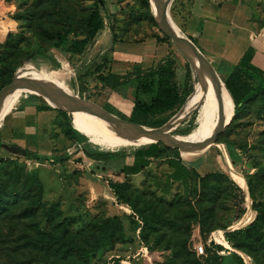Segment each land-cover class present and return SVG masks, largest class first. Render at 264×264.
Returning a JSON list of instances; mask_svg holds the SVG:
<instances>
[{
    "label": "rangeland",
    "instance_id": "1",
    "mask_svg": "<svg viewBox=\"0 0 264 264\" xmlns=\"http://www.w3.org/2000/svg\"><path fill=\"white\" fill-rule=\"evenodd\" d=\"M2 2L0 66L5 72L10 66H19L33 50L48 48L51 32L64 29L67 24L83 31L86 17L99 7L107 24L87 43L81 54L69 59L64 52L52 50L56 62L31 54L24 69L32 67L35 72L42 73L60 67V54L72 71L69 87L77 100L92 103L114 117L146 128L158 129L169 124L168 128H172L170 135L186 136L197 128L202 101L190 105L189 98L198 81V73L194 69L193 72L162 32L164 30L149 0H102L103 4L98 0ZM167 6L174 25L213 66L225 88L228 90L226 85L231 84L239 91L248 90L251 82L238 67L243 63L242 51L251 40H255L253 42L260 51L256 54L264 56V0H167ZM162 37H167L168 41H160ZM162 57L176 63L183 100L171 111L149 115L138 121L131 113L135 89L139 81L150 83L144 75ZM128 62H139L145 68L132 71L135 67ZM112 63L115 71L122 69L119 72L123 83L115 89L103 83L114 75ZM16 68L12 70L10 79L6 74L1 75L0 84L10 83ZM33 81L38 85H22L3 116L22 92L19 101L0 119V187L6 195L4 200H10L8 210L0 213V264H191L196 260L200 264H233L225 251L215 253L210 250L199 255L194 248L199 243L206 246L205 242L209 243L210 239L223 245L218 241L221 233L224 237L227 231L245 228L256 217L254 207L264 210L262 99L247 102L239 115L233 111L231 123L216 135L207 149L195 154L181 155L179 152L187 164L199 163L200 173L209 170L225 172L241 188L240 192L234 188L229 193V183L224 180L220 183L219 180L217 184L226 187L228 192L224 191L215 199H208V192L202 194L199 189L184 194L176 185H173L170 195H162L155 187V181L164 180L168 172L165 158L170 155L169 151L154 160L141 174L127 177L128 193L131 199L138 200L137 207L150 208L161 216L155 229L144 230L138 214L129 205L115 199L108 186V181L124 180L119 171L124 162L123 154L129 155L143 141L118 150H106L97 137L89 138L88 134L81 132L67 112L49 105L61 103L43 91H56L45 79ZM23 90L37 91V96L49 104ZM151 95L140 91L138 97L149 102ZM44 106L51 109H44ZM68 123L77 133L69 130ZM159 131H166V128ZM77 134L81 139L78 140ZM157 143L174 149L162 142ZM10 144L45 157L38 160L22 155L19 149L9 150L6 146ZM98 152H115L117 155L100 163V166L107 165L102 170L88 157V154ZM224 153L228 156L229 165L244 177L245 182L250 180L252 192L248 190L247 183L245 190L239 176L230 171ZM58 157L63 159L57 160ZM107 170L111 174L103 172ZM247 196L253 213L243 224L241 217L235 218L233 204L241 197L240 204L246 210ZM36 199L41 200L39 205H36ZM67 216L78 218L69 227L71 232L89 238L107 236L109 242L71 263L48 254L45 247L41 250L39 239L42 232L53 230L50 217L57 223ZM259 224L262 236L258 243L248 240L244 250L223 245L238 252L245 264H264L263 216L259 217ZM202 228L209 230L205 240ZM184 240L186 248L183 252ZM182 252L184 255L179 254Z\"/></svg>",
    "mask_w": 264,
    "mask_h": 264
},
{
    "label": "trees",
    "instance_id": "2",
    "mask_svg": "<svg viewBox=\"0 0 264 264\" xmlns=\"http://www.w3.org/2000/svg\"><path fill=\"white\" fill-rule=\"evenodd\" d=\"M84 25V30L81 32L77 31V29L71 24H67L64 29L51 32V42L49 43V47L35 49L27 56H31V54L42 55L43 58H46L52 62H56L51 50L64 52L69 59L75 55L81 54L86 48L87 43L93 40L104 26V17L101 8L95 7L92 11H90L85 19ZM160 41H168V38L162 37V40L160 39ZM242 62L243 63L238 67V70L246 79L251 82V87L246 91H239L231 84L226 85L234 102L235 115L241 114L247 102H251L257 98L264 101V56H258V54L254 52V48L249 46L243 54ZM15 67L18 66H10L9 70L5 72L4 68L0 66V76L6 74L7 78L10 79L12 70ZM102 69L103 67L101 70ZM144 76H146V79H150V83L142 84L144 81H139L135 89V99L131 110L132 115L138 121L141 118L149 115L161 114L171 111L182 102L183 95L180 91V86L176 76L175 62L171 61L170 59H165L150 69ZM8 83L9 82L1 83L0 89L6 86ZM103 83L104 85H109L111 89H114L123 82L121 76L112 75L110 80H103ZM81 90H84L83 86H81ZM140 91L146 94H152L149 102H144L140 97H138ZM44 109L51 108L44 106ZM58 112L61 115L65 114L61 111ZM67 126L69 130L77 133L70 123H68ZM77 138L78 140L81 139L78 134ZM1 143L2 141L0 140V146ZM11 146H14V148L17 150L19 149L22 155L28 157L38 160H41L45 157L27 149H23L15 144H12ZM166 151L170 152V155H167L165 158V163L167 164L170 171L165 174L164 180L155 181V187L161 192L162 195H170L172 193L173 185H176L177 188H181V191L184 194H191L192 192L199 189L200 193L202 194H207L208 192V199H215L224 191L228 192L226 187L222 188L217 184L219 180L220 183L222 180L229 183L231 188L229 193H231L234 188L238 192L241 191V188H239L233 182V180H231V178L225 174V172L221 170H209L204 173H199L197 170L189 167L183 161V159L180 157V154H183L182 152L179 154L177 149L167 148L160 143L148 144L146 147L137 151L135 155L140 157V163L138 165L130 166L128 170H126L125 174L131 175L139 173L150 164L152 159H158L162 157ZM114 154L116 153L98 152L90 153L88 154V157L95 160H105ZM64 155H66V153ZM49 159L54 161L52 157H49ZM56 159L62 160L63 158L58 157ZM124 171L125 170H123V172ZM127 180L128 179L126 176L123 181H108V186L112 190L115 199H117L119 202L129 205L133 209L134 213L138 214L139 220L141 221L144 230L155 229L157 223H159L161 219L160 214L155 211H151L150 208L137 207L138 200L131 199L130 193H128L130 185ZM246 183L248 185V190L252 192V184L250 180L248 179ZM4 197H6L5 192L0 187V213L2 214L8 210V206L10 204L9 198L4 200ZM239 199V201H234L233 204L236 219L240 218L246 211L245 208L240 204L242 198L240 197ZM35 203L36 205H39L41 200L36 199ZM254 211L256 212V217L245 228H238L225 232L224 239L232 248L244 250L247 248L246 242L248 240H252L253 243H258L260 241L262 232L259 224V217H264V210L254 207ZM53 220L55 219L50 217V221L53 223V230L43 231L41 234V239H39L41 250L45 247V250L48 254L51 253L52 256L60 257L62 260H65L69 263L82 259L87 254L97 251L100 247L109 242V238L107 236H95V238L93 236V238H89L88 236H80L77 233L71 232L69 227L78 220L76 217H62L60 221H57V223H54ZM201 233L204 240L208 238L209 230L202 228ZM208 242L209 243L205 242L206 246L203 245L205 252H209L210 250L214 251L215 253L218 251H225L229 254L227 257L233 264H245L242 256L238 252L227 249L223 245L215 244L212 239H210ZM182 243L184 244L182 247L184 252V249L186 248V240L182 241ZM183 252L179 254L184 255ZM191 264L200 263L196 260Z\"/></svg>",
    "mask_w": 264,
    "mask_h": 264
},
{
    "label": "bare ground",
    "instance_id": "3",
    "mask_svg": "<svg viewBox=\"0 0 264 264\" xmlns=\"http://www.w3.org/2000/svg\"><path fill=\"white\" fill-rule=\"evenodd\" d=\"M150 3L153 12L155 13L160 23V26L163 28L164 31H166L162 17L158 9L156 8L155 2L151 0ZM2 4L3 2L2 0H0V13L2 11ZM177 30L180 32L178 28ZM0 31H3V29L0 28ZM180 34L184 42L189 47L195 48L197 51L200 52V50L196 46L191 44L190 41H188V39L185 38L181 32ZM58 59L61 63L60 67L53 68L49 71H43L42 73L35 72L32 69V67L29 68L26 67L27 69H23L21 71V74L22 76L31 80L45 79L46 83L50 85L51 88L55 89L57 92L61 93L62 95L68 98L74 99L75 97L72 94V90L69 87V80L72 74L69 63L60 54L58 56ZM193 69L198 73V81H196V84L194 86V92L189 98V104L193 105L196 102L202 101L198 114V126L195 130H193L190 134L186 136H177V135L169 134L168 138H170V140L165 141V143L168 144H171L172 141L178 142L177 144L179 145V151L182 152L183 154L200 153L201 151L207 149V147L212 144L214 131L222 127L230 119V116H232L234 111L233 100L228 90L225 88L219 75L217 74L218 78L221 81V85H220V90H217L201 69L199 68H193ZM20 87H18L13 92H11L0 103V119L5 116V115L3 116L4 112L6 111L12 99L15 97L16 92L20 89ZM34 92L37 95V91ZM72 121L74 125L81 132H83L86 135L88 134L90 136L89 138L97 137L99 141L102 143L101 145H104L106 150H118L128 144L138 145L139 142L143 141V143H146L150 141V139L144 137L131 138L124 136L115 129H113L112 127H110L109 125H107L101 119L86 113H82V114L74 113L72 115ZM224 155L227 165L230 168V171L233 174H235L237 177L239 176L240 179L239 181L243 183L245 190H247V185L244 177L239 173H237L232 168V166L229 165L228 156L226 155V153H224ZM252 213L253 211L250 208V199L249 196H247V209L240 218L243 224L250 220ZM218 241L223 245H227L224 237L222 236V233L218 238Z\"/></svg>",
    "mask_w": 264,
    "mask_h": 264
},
{
    "label": "water",
    "instance_id": "4",
    "mask_svg": "<svg viewBox=\"0 0 264 264\" xmlns=\"http://www.w3.org/2000/svg\"><path fill=\"white\" fill-rule=\"evenodd\" d=\"M98 1L101 4H103L102 0H98ZM150 1L151 0H149V2ZM153 1L155 2L156 8L158 9L160 13L162 20H163V24L166 28V31H162V29L160 30L164 32L165 35L170 39L172 44L181 53V55L186 59V61L188 62L192 70L193 68L201 69L203 73L209 78L212 85H214L217 90H220L221 81L218 78L217 73L215 69L213 68V66L205 59V57L203 56L201 52L197 51L195 48L189 47L184 42L180 32L177 30L176 26L174 25V22L172 21L170 17L169 7L167 6V0H153ZM154 18L156 20L155 15H154ZM29 57L30 56H28L21 63V65L16 68L15 75L13 79L11 80V82L0 90V103L11 92H13L18 87L24 85L25 83H31L32 85H38L33 80L28 79L22 76L21 74V71L28 64L27 60L29 59ZM43 91L46 92L53 100L61 102V105L60 104H55V105L49 104L48 102L41 100L36 94L31 92L30 90H23V92H29L35 95L42 102L47 103L52 107H55L62 111L67 112L71 120H72V115L74 113H86V114H89V115H92V116H95L101 119L107 125H109L110 127H112L113 129H115L116 131H118L124 136L131 137V138L144 137V138L150 139L149 142L143 143L142 145L162 142L164 145L168 147L176 148L179 151V145L177 144L178 142L172 141L171 144L165 143L166 140H170V138L168 137H169V134L172 128H168L169 124L166 125L165 127L158 128V129L146 128L144 126H140L139 124L129 123L128 121H124L122 119L114 117L110 113H108L106 110L102 109L99 106L93 105L92 103H89L86 101H80V100H77L76 98L74 99L68 98L62 95L61 93L56 92L52 89L51 90L43 89ZM231 118L232 116H230V119L222 127L214 131L213 142L216 138V135L222 132L231 123ZM165 128H166V131L164 132L159 131ZM6 147H9V150H13V151L15 149L14 146H11V145H8Z\"/></svg>",
    "mask_w": 264,
    "mask_h": 264
},
{
    "label": "crops",
    "instance_id": "5",
    "mask_svg": "<svg viewBox=\"0 0 264 264\" xmlns=\"http://www.w3.org/2000/svg\"><path fill=\"white\" fill-rule=\"evenodd\" d=\"M233 14V13H232ZM203 30V29H202ZM202 30H200V32H203ZM253 41H255V40H251L249 43H247V45H246V47L243 49V51L242 52H245V50L249 47V46H252L253 48H254V52H260V51H258L257 50V46H256V44H254L255 42H253ZM259 49V48H258ZM112 53V52H111ZM258 54V53H257ZM164 59H163V57H162V59H160V62H162ZM159 62V63H160ZM114 63V62H113ZM112 63V64H113ZM128 63H131V65H133V67H135L132 71H134V70H139V69H144L145 67H143L139 62H128ZM127 63V64H128ZM159 63H157V64H159ZM124 64V63H123ZM126 65V64H125ZM124 65V66H125ZM123 66V67H124ZM112 68H111V72H113L114 73V75H118V76H120L122 73L121 72H119L120 70H122V69H120V70H118V71H115L114 69H113V67H114V64L111 66ZM125 68H127V67H125ZM175 68H176V63H175ZM176 76H177V74H176ZM127 80V79H126ZM119 86H121V85H118L117 87H119ZM103 87V86H102ZM117 87H115V88H117ZM114 88V89H115ZM31 91V90H30ZM22 93V92H21ZM21 93L16 97V99L14 100V102H13V104L11 105V107L9 108V110L7 111V113L11 110V108H13L14 107V105H15V103H17L18 101H19V97H20V95H21ZM33 93L34 94H36L34 91H33ZM6 113V114H7ZM5 114V115H6ZM148 144H146V145H140L138 148H135V150L132 152V153H130L129 155H125V154H123L124 155V157H123V159H124V162H123V164H121V166H119V171H120V173L121 174H123L124 175V179H125V177L127 176V177H135V176H137V175H139V174H141L145 169H147L151 164H152V162L154 161V160H157V159H152V161L150 162V164L147 166V167H145L142 171H140L139 173H137V174H131V175H126L125 174V172H126V170H128V168L130 167V166H132V165H138L139 163H140V157H137L136 155H135V153L137 152V151H139L140 149H142V148H144V147H146ZM117 154H114L113 156H116ZM119 159V158H118ZM159 159V158H158ZM93 161L95 162V163H97V166H99V168L100 169H102V167H106V166H100L99 164L100 163H103V161L104 160H95V159H93ZM186 163V162H185ZM166 164V163H165ZM187 164V163H186ZM199 164V163H198ZM198 164H187L189 167H192V168H194L195 170H199V167H198ZM167 165V164H166ZM200 165V164H199ZM168 167V166H167ZM105 169V168H104ZM103 170V169H102ZM123 170H125L124 172H123ZM170 171V169L168 168V172ZM103 172H105V173H109V174H111V172L109 171V170H107V171H103ZM118 172V171H117ZM167 172V173H168ZM199 172V171H198ZM206 172V171H205ZM200 173V172H199ZM115 174V173H114ZM118 181H121V180H118ZM123 181V180H122Z\"/></svg>",
    "mask_w": 264,
    "mask_h": 264
},
{
    "label": "built area",
    "instance_id": "6",
    "mask_svg": "<svg viewBox=\"0 0 264 264\" xmlns=\"http://www.w3.org/2000/svg\"><path fill=\"white\" fill-rule=\"evenodd\" d=\"M103 17H104V26H106L107 21H106V18L104 16V14H103ZM194 250L199 255L203 254L204 253V246H203V244L199 243L198 245L195 246Z\"/></svg>",
    "mask_w": 264,
    "mask_h": 264
}]
</instances>
